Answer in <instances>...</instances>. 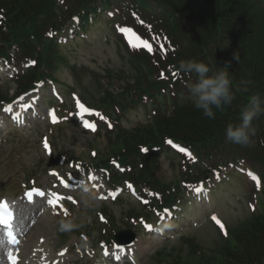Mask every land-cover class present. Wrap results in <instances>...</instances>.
<instances>
[{
    "label": "rangeland",
    "instance_id": "rangeland-1",
    "mask_svg": "<svg viewBox=\"0 0 264 264\" xmlns=\"http://www.w3.org/2000/svg\"><path fill=\"white\" fill-rule=\"evenodd\" d=\"M41 15L31 16L34 17L33 22L21 28L31 27L38 21L42 23L47 16L45 13ZM12 33L18 34L21 40L24 36L28 44H21L20 48L28 52L40 30L36 34L32 28L22 31L16 28ZM5 36L12 41L16 39L10 32ZM5 48L14 50L9 42L3 45ZM137 59L143 61L136 51L126 50L112 28L100 21L89 29L86 39L79 38L59 47L54 60L55 71L51 72L55 83L37 93L41 101L36 116L29 111L23 123L15 126L0 109V201L5 199L14 203L16 215L12 230L19 240L13 249L5 241L4 230L0 228V250L4 246L0 264H9V254L19 258L17 264H118L113 262L111 255L104 256L114 246L102 249L100 243L108 241L115 230L128 229V215H147L135 197L130 195L133 191L124 188L114 203L101 202L103 193L110 188L102 172H92L88 181L87 174L76 172L81 179L68 189L61 186L58 175L73 173L78 160L88 162L107 158L109 142L104 129L98 134L95 123H88L94 125V130L82 125L79 105L92 108L89 120L95 112L94 107L100 108L117 99L116 94L128 83V75L142 67ZM14 84L12 80L0 81V94L9 98ZM125 97L126 102L131 103L133 93ZM165 101L168 102V97L159 96L157 103L130 104V108L119 115L121 126L130 130L141 122L145 123L149 112ZM49 112L58 116L54 124L49 121ZM19 115L17 119L22 121ZM95 150L97 154L91 157ZM178 161L174 151L163 148L148 161V165L156 181L171 183L182 177ZM134 164L138 166V163ZM129 176L134 177V172ZM91 182H95L98 189H93ZM31 183L41 187L44 194H35L33 203H25L22 195ZM210 193L209 202L196 201L192 196L190 204L180 205L172 218L174 223H164L158 234L142 232L139 227H134L133 230L140 233L139 241L130 249L133 251H127H135L134 264H157L167 258L169 262L173 258L174 263L179 264L193 258L190 263H194L199 254L208 256L227 243L224 232L217 230L208 216L210 212L219 214L227 225L229 236L230 231L245 224L251 213L247 205L246 181L233 175L216 184ZM62 214L65 218L59 219ZM61 222H71L74 227L62 231ZM259 264H264V258Z\"/></svg>",
    "mask_w": 264,
    "mask_h": 264
},
{
    "label": "trees",
    "instance_id": "trees-1",
    "mask_svg": "<svg viewBox=\"0 0 264 264\" xmlns=\"http://www.w3.org/2000/svg\"><path fill=\"white\" fill-rule=\"evenodd\" d=\"M114 1L63 0L67 5L61 7L59 0H0V12L7 24L16 27L30 25L34 19L31 16H43V13L48 19L43 25L58 28L71 15H78L80 26L85 27L87 17H95L98 8H108ZM122 1L145 3V0ZM152 1L157 5V16L163 23L162 27L176 43V51L170 55L171 62L177 66L182 60L203 62L209 66L210 75L222 66L230 65L225 70L229 73L235 99L223 110L214 109L215 118L210 119L203 115L202 110L194 107L187 90L179 102L173 103L169 114L158 113L149 123L117 131L108 140L106 156L118 154L127 160L131 152L139 155L140 146L158 145L165 137H170L191 148L201 160L206 159L207 163L202 161L205 172L209 164L220 165L228 158L235 160L243 155L253 159L264 170V112L253 121L255 135L248 146L233 144L225 139L226 128L241 122L240 114L249 98L254 94L264 98V0ZM56 6L61 10L60 17L52 22L49 15L57 10ZM36 24L29 29L38 31ZM147 74L144 65L132 76L141 85L140 79ZM194 77L196 80V75ZM160 83L153 80L147 89L135 90V95L137 98L141 93L151 95L159 89ZM125 90L126 93L131 92L128 86ZM120 100V96H117L114 102ZM142 166L144 169L140 171L144 174L149 165L144 163ZM142 174L138 175L139 180L144 179ZM229 238L227 243L214 249L210 255L204 257L202 253L195 257L194 263H190L191 258L183 264H259L264 258V209L230 231ZM171 260V264H179L174 263L173 258Z\"/></svg>",
    "mask_w": 264,
    "mask_h": 264
},
{
    "label": "clouds",
    "instance_id": "clouds-1",
    "mask_svg": "<svg viewBox=\"0 0 264 264\" xmlns=\"http://www.w3.org/2000/svg\"><path fill=\"white\" fill-rule=\"evenodd\" d=\"M230 65L222 66L215 73H210V68L203 62L196 60H182L178 71L186 74H195L197 79L190 84V99L196 109L202 110L207 118H215V110H223L224 106L230 105L235 96L231 91V80L228 71ZM264 112V98L254 94L249 98L240 114L241 122L238 125H229L225 131L226 141L242 146L251 143V137L255 135L253 121ZM74 227L71 222H61V230Z\"/></svg>",
    "mask_w": 264,
    "mask_h": 264
},
{
    "label": "snow or ice",
    "instance_id": "snow-or-ice-1",
    "mask_svg": "<svg viewBox=\"0 0 264 264\" xmlns=\"http://www.w3.org/2000/svg\"><path fill=\"white\" fill-rule=\"evenodd\" d=\"M122 31L130 32L131 29H122ZM132 46L136 47L135 44H133ZM145 46H147L149 52L152 51L151 46L147 45L146 42H145ZM173 51H174V49H173ZM173 75H175V73H173ZM79 107L83 108V105H79ZM97 115H99V114L97 113ZM53 121L55 122L54 116H53ZM85 126L86 127H92L94 130V125H90V124L86 123ZM167 143L173 144V142L171 140H168ZM173 147H177V146L173 144ZM179 151L188 153V150L186 148H182V147L179 148ZM188 155L191 156V153H188ZM253 179H256V177H253ZM26 195L28 196L29 200H31L32 192H28V193H26ZM39 195L42 196L43 193L40 192ZM213 219L215 220L216 218L213 217ZM12 220H13V211L10 210L8 203L6 201H0V225H3L6 229H8L7 235L9 237H13ZM217 223H219L218 220H217ZM146 227L151 228L150 225H146ZM221 227H223V225H221ZM9 255L11 256V254H9ZM13 264H15V261H13Z\"/></svg>",
    "mask_w": 264,
    "mask_h": 264
},
{
    "label": "water",
    "instance_id": "water-1",
    "mask_svg": "<svg viewBox=\"0 0 264 264\" xmlns=\"http://www.w3.org/2000/svg\"><path fill=\"white\" fill-rule=\"evenodd\" d=\"M124 235L122 232H119L116 236V241L119 243H128L134 238V236L129 232H125Z\"/></svg>",
    "mask_w": 264,
    "mask_h": 264
},
{
    "label": "bare ground",
    "instance_id": "bare-ground-1",
    "mask_svg": "<svg viewBox=\"0 0 264 264\" xmlns=\"http://www.w3.org/2000/svg\"><path fill=\"white\" fill-rule=\"evenodd\" d=\"M2 248L4 249V246ZM3 249L0 250V256H2L4 253Z\"/></svg>",
    "mask_w": 264,
    "mask_h": 264
}]
</instances>
